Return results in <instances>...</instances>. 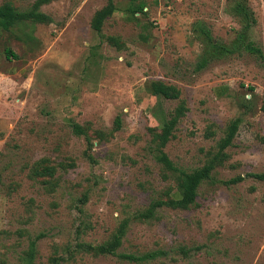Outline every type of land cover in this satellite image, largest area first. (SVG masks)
Returning a JSON list of instances; mask_svg holds the SVG:
<instances>
[{
  "label": "rangeland",
  "instance_id": "1",
  "mask_svg": "<svg viewBox=\"0 0 264 264\" xmlns=\"http://www.w3.org/2000/svg\"><path fill=\"white\" fill-rule=\"evenodd\" d=\"M34 1L0 5L25 10ZM142 1L145 15L134 20L129 0H112L116 11L101 34L118 37L120 51L90 27L108 0L42 6L53 23L35 25L31 41L22 39L29 27L0 29V264H49L52 255L59 264H264V180L223 184L264 174V0ZM198 25L208 37L194 31ZM217 53L195 72L201 55ZM153 80L175 86L180 98L151 95ZM179 101L188 111L163 149L172 163L203 166L227 135L228 157L200 185L194 207L133 220L175 189L155 159L150 129ZM73 123L87 130L90 150ZM41 158L73 164L57 169L53 192L28 177ZM125 218L118 254L167 256L133 263L80 250L107 241Z\"/></svg>",
  "mask_w": 264,
  "mask_h": 264
},
{
  "label": "trees",
  "instance_id": "2",
  "mask_svg": "<svg viewBox=\"0 0 264 264\" xmlns=\"http://www.w3.org/2000/svg\"><path fill=\"white\" fill-rule=\"evenodd\" d=\"M55 0H35L27 9L19 10L15 8L10 2H5L0 5V29L3 31H11L13 29H19L20 31H24V28H30V34H25V37L22 36L23 41H31L33 38L31 33L33 32L34 26L37 24L48 25L53 23L52 18L46 13L41 11V7L50 4ZM130 7L127 9L132 19L136 20V14L145 15L143 9L145 7V3L142 0H129ZM116 11V8L112 2V0H108L107 4L101 9L97 10L90 21L91 29L99 34L102 39L111 47L116 48L120 51L124 44L120 41L118 37L115 36H103L101 34L102 27L105 21L110 18ZM194 31L199 32L201 35L209 36L207 29L202 25H198L194 27ZM31 39L29 40V38ZM245 49L252 53H257L258 51L252 48L249 45L245 46ZM221 52H226V50L222 47ZM6 57L14 56V54L9 50H5ZM221 56L220 53L215 55H201L199 62L195 66V72L201 71L208 63V59L210 57ZM252 90L251 88H249ZM147 92L156 98H162L164 100H178L180 98V91L178 88L172 85L165 84L159 80H153L148 83L146 86ZM188 109L186 108L184 101H179V104L173 110L172 113L169 114L168 118L162 117L160 119V127L156 131L155 129H150L152 139L151 143L155 152V159L159 162L163 169L168 172L174 180V190H168L165 194V200H155L152 201L148 207L140 212L134 214L131 218L133 220L138 221H150L153 219H157L156 213L158 209L163 207H169L172 209L179 210H187L196 205L197 191L200 185L203 182L209 181L212 182V172L214 169L223 164L225 159L228 157L224 152L225 148L231 145L232 138L227 135L216 143V150L208 151L205 163L203 166L199 168H195L191 171H186L177 168L172 161L168 158V156L164 153L163 149L166 144L174 137V131L180 122V120L185 116ZM120 121L118 118L116 119V128L119 127ZM72 133L78 137H83L86 144L87 149L90 150L92 147V138L89 136L87 130L79 124H71ZM213 135V131L208 130L207 136L210 137ZM101 140H103L104 135L101 133H95V136ZM88 157H90L88 155ZM67 166H73L72 162L68 164L51 163L48 158H41L35 161L29 170L28 177L39 183L42 187H44L47 191L53 192L56 190L58 185V180L56 178L57 169L66 170ZM247 177H251L257 180H264V174H246L245 176H237L228 181L223 182L224 185L237 184L242 182ZM85 201V198H84ZM81 203H84L83 200ZM130 222V218L123 219L116 231L111 235V237L96 246L90 244H81L79 248L81 251L90 253L93 256H117L123 260L133 263H146L160 256H167L164 251H153L149 253L142 254L140 256H136L134 254H118V249L121 246L122 238L126 232L127 225ZM179 252L183 255L187 254V250L183 248H179ZM60 259L57 256H50L49 264H59ZM30 264V263H29Z\"/></svg>",
  "mask_w": 264,
  "mask_h": 264
}]
</instances>
